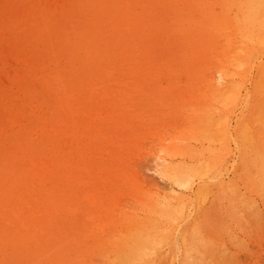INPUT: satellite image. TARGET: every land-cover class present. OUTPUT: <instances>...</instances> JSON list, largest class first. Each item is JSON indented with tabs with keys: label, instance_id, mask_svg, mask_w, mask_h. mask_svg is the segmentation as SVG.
I'll return each mask as SVG.
<instances>
[{
	"label": "rangeland",
	"instance_id": "374dc122",
	"mask_svg": "<svg viewBox=\"0 0 264 264\" xmlns=\"http://www.w3.org/2000/svg\"><path fill=\"white\" fill-rule=\"evenodd\" d=\"M262 2L0 0V264H264Z\"/></svg>",
	"mask_w": 264,
	"mask_h": 264
},
{
	"label": "bare ground",
	"instance_id": "6f19581e",
	"mask_svg": "<svg viewBox=\"0 0 264 264\" xmlns=\"http://www.w3.org/2000/svg\"><path fill=\"white\" fill-rule=\"evenodd\" d=\"M223 1H224V0H223ZM234 1H235V0H234ZM236 1H237V0H236ZM259 1H260V0H259ZM263 1H264V0H263ZM227 2H228V1H227ZM230 2H232V1H230ZM230 2H229V3H230ZM247 2H249V0H248V1L246 0V3H247ZM234 3H235V2H234ZM238 3H239V2H238ZM238 3H237V4H238ZM242 3H243V2H242ZM262 3L264 4V2H262ZM227 4H228V3H227ZM247 4H248V3H247ZM260 4H261V3H260ZM260 4H258V5H260ZM222 5L224 6V4H222ZM241 5H243V4H241ZM241 5H240V7H241ZM244 5H245V4H244ZM244 5H243V6H244ZM258 5H257V6H258ZM128 6H129V5H128ZM245 6H246V5H245ZM247 6H248V5H247ZM218 7H219V6H218ZM234 7H235V6H234ZM219 8H220V7H219ZM223 8H224V7H223ZM223 8H222V10H223ZM241 8H244V7H241ZM247 8H248V7H246L245 9H247ZM261 8H262V7H261ZM85 9H86V8H85ZM247 10L249 11V10H251V8L249 7V9H247ZM260 10H261V9H260ZM91 11H92V10H91ZM227 11H228V10H227ZM235 11H236V10H235ZM248 11H247V12H248ZM258 11H259V10H258ZM263 11H264V10H263ZM206 12H207V11H206ZM242 12H243V11H242ZM260 12H262V10H261ZM95 13H96V12H95ZM243 13H244V12H243ZM262 13H263V12H262ZM196 14H197V13H196ZM197 15H198V14H197ZM200 15H201V14H200ZM200 15H198V16H200ZM205 15H208V14H205ZM209 15H210V14H209ZM211 15H212V14H211ZM217 15H218V14H217ZM226 15H227V13H226ZM233 15H235V13H234ZM236 15H237V14H236ZM250 15H251V14H250ZM250 15H248V17H249ZM198 16H197V19H199V20L201 21V20H202L201 18L203 17V15L201 16V18H198ZM241 16H242V15H241ZM258 16H259V14H258ZM192 17H193V15H192ZM207 17H208V16H207ZM222 17H223V16H222ZM233 17L236 18L235 16H233ZM246 17H247V14H246ZM248 17H247V18H248ZM195 18H196V17H195ZM218 18H220V17L218 16L216 20H219ZM229 18H230V17H229ZM231 18H232V16H231ZM234 18H233V20H234ZM237 18H238V16H237ZM251 18H252V19H253V18L255 19V17H251ZM223 19H226V18H223ZM248 19H249V18H248ZM252 19H251V20H252ZM254 19H253V20H254ZM263 19H264V18H263ZM263 19H262V20H263ZM176 20H177V19H176ZM199 20H197V21H199ZM203 20H204V18H203ZM216 20H215V21H216ZM226 20H228V19H226ZM226 20H225V21H226ZM235 20H236V19H235ZM240 20H241V19H240ZM242 20H243V19H242ZM249 20H250V19H249ZM257 20H258V19H257ZM89 21H90V20H89ZM89 21H88V22H89ZM191 21H192V20H191ZM200 21H199V22H200ZM229 21H230V20H229ZM229 21H226V22H228V23L230 24ZM231 21H232V20H231ZM177 22H178V21H177ZM194 22H196V21H194ZM201 22H202V21H201ZM203 22H204V21H203ZM223 22H224V20H223ZM232 22H233V21H232ZM232 22H231V23H232ZM237 22H238V21H237ZM241 22H242V21H241ZM254 22H255V21H254ZM130 23H131V22H130ZM233 23H235V22H233ZM233 23H232V24H233ZM247 23H250V21H248ZM257 23H258V22H257ZM262 23H263V22H262ZM262 23H261V24H262ZM191 24H193V23L191 22ZM217 24H218V23H217ZM224 24H225V23H224ZM245 24H246V23H244L243 25H245ZM185 25H186V24H185ZM189 25H190V23H189ZM233 25L235 26V24H233ZM236 25H238V24H236ZM241 25H242V23H241ZM248 25H251V24H248ZM225 26H226V25H225ZM245 26H247V25H245ZM252 26H253V24H252ZM262 26H263V25H261V27H262ZM104 27H105V26H104ZM219 27H220V26H219ZM231 27H232V25H231ZM248 27H249V26H248ZM250 27H251V26H250ZM250 27H249V28H250ZM233 28H234V27H233ZM233 28H232V29H233ZM239 28H240V27H239ZM251 29H252V28H251ZM129 30H130V29H129ZM129 30H128V31H129ZM236 30H237V29H236ZM246 30H247V27H246ZM254 30H255V29H254ZM260 30H261V29H260ZM262 30L264 31V28H263V27H262ZM110 31H111V30H110ZM132 31H134V30H132ZM239 31H240V30H239ZM244 31H245V30H244ZM252 31H253V29H252ZM252 31H250V32H252ZM247 32H248V31H247ZM254 32H255V31H254ZM128 33H129V32H128ZM245 33H246V31H245ZM245 33H244V34H245ZM129 34H130V33H129ZM187 34H188V33H187ZM208 34H209V33H208ZM239 34H241V33H239ZM246 34H247V36H248V33H246ZM249 34L251 35L252 33H249ZM241 35H243V34H241ZM187 36H188V35H187ZM210 36H211V35H210ZM247 36H246V37H247ZM254 36H255V35H254ZM212 37H214V36H211V38H212ZM241 37H242V36H241ZM258 37H259V36H258ZM258 37H257V38H258ZM187 38H190V36L187 37ZM257 38H256V39H257ZM132 39H133V38H132ZM134 39H135V38H134ZM134 39H133V40H134ZM151 39H152V38H151ZM185 39H186V38H185ZM258 39H259V38H258ZM102 40H103V39H102ZM212 40H213V39H212ZM244 40H245V38H244ZM263 40H264V39H263ZM263 40H261V42H262ZM127 41H129V40H127ZM149 41H150V40H149ZM151 41H152V40H151ZM228 41H229V40H228ZM259 41H260V40H259ZM259 41H258V42H259ZM73 42H74V41H73ZM212 42H213V41H212ZM245 42H246V41H245ZM248 42H249V41H248ZM238 43H239V42H238ZM238 43H237V44H238ZM259 43H260V42H259ZM229 44H230V43H229ZM235 44H236V43H235ZM252 44H253V43H252ZM243 45H244V44H243ZM249 45H250V43H249ZM259 45H260V44H259ZM225 46H226V44H225ZM230 46H231V45H229L228 47H230ZM263 46H264V45H263ZM216 47H217V46H216ZM226 47H227V46H226ZM228 47H227V48H228ZM247 47H248V46H247ZM256 47H257V46H256ZM219 48H220V47H219ZM262 48H263V47H262ZM215 49H217V48H215ZM228 49H230V48H228ZM238 49H239V48H238ZM246 49H247V48H246ZM246 49L244 48V51H245ZM253 49H254V48H253ZM256 49H258V48H256ZM142 50H143V49H142ZM219 50H220V49H219ZM221 50H222V48H221ZM225 50H227V49H225ZM225 50H223V51H225ZM248 50H250V49L248 48ZM228 51H229V50H228ZM234 51H235V53H238V52H236L237 49L234 50ZM238 51H239V50H238ZM251 51H252V50H250V52H251ZM256 52H257V51H256ZM259 52H260V51H259ZM263 52H264V51H263ZM100 53H101V52H100ZM225 53H226V51H225ZM225 53H224V54H225ZM230 53H231V52H230ZM230 53H229V54H230ZM145 54H146V53H145ZM148 54H149V53H148ZM232 54H234V53H232ZM259 54H261V53H259ZM143 55H144V54H143ZM236 55H237V54H236ZM246 55H247V54H246ZM147 56H148V55H147ZM227 56H229V55H227ZM231 56H232V55H231ZM261 56H262V55H261ZM228 58H229V57H228ZM230 58H231V57H230ZM232 58H233V57H232ZM232 58H231V62L233 61ZM249 58H250V57H249ZM130 59H131V58H130ZM246 59H248V58H246ZM148 60H149V59H148ZM148 60H147V62H145V64H146V63H149ZM224 60H227V59H224ZM234 60H235V59H234ZM261 60H262V59H261ZM228 61H229V59L227 60V62H228ZM241 61H242V60H241ZM244 61H245V60H244ZM255 61H256V60H255ZM262 61H263V60H262ZM106 62H107V61H106ZM112 62L114 63V60H113ZM115 62H116V63H119V62H117V61H115ZM142 62H143V59H142ZM151 62H152V61H151ZM233 62H235V61H233ZM236 62H237V61H236ZM247 62H248V61H247ZM257 62H258V61H257ZM107 63H108V62H107ZM133 63H136V62L133 61ZM223 63H224V62H223ZM225 63H226V62H225ZM252 63H253V62H252ZM102 64H103V63H102ZM104 64H105V63H104ZM137 64H139V63H137ZM235 64H236V63H235ZM240 64H241V63H240ZM111 65H112V64H111ZM114 65H115V63H114ZM114 65H113V66H114ZM117 65H118V64H117ZM129 65H131V64L128 63V66H129ZM133 65H134V64H133ZM147 65H148V64H146V66H147ZM229 65H230V64H229ZM231 65H232V64H231ZM233 65H234V64H233ZM246 65H247V63H246ZM248 65H249V64H248ZM109 66H110V65H109ZM223 66H224V64H223ZM237 66L239 67L240 65H237ZM251 66H253V65H251ZM251 66H250V67H251ZM256 66H257V65H256ZM105 67H106V66H105ZM111 67H112V66H110V68H111ZM248 67H249V66H248ZM136 68H137V66H136ZM226 68H227V67H226ZM231 68H233V67H231ZM236 68H237V67H236ZM244 68H245V67H244ZM262 68H263V67H262ZM37 69H38V68H37ZM105 69H106V68H105ZM131 69H133V67H132ZM140 69H141V67H140ZM147 69H148V68H147ZM151 69H152V68H151ZM227 69H228V68H227ZM234 69H235V68H234ZM255 69H256V68H255ZM108 70H109V69H108ZM143 70H144V68H143ZM148 70H149V69H148ZM153 70H154V68H153ZM240 70H241V67H240ZM240 70H239V71H240ZM34 71H36V70H34ZM140 71H141V70H140ZM227 71H228V70H227ZM171 72H173V70L170 69L169 73H171ZM240 72H245V70H244V71H240ZM251 72H252V71H251ZM256 72H257V71H256ZM260 72H261V71H260ZM106 73H107V71H106ZM138 73H140V72H138ZM262 73H263V71H262ZM262 73H260V74H262ZM113 74H114V73H113ZM152 74H153V72L150 73V75H149V74H147V75H148V76H152ZM177 74H178V73H177ZM177 74H176V75H177ZM263 74H264V73H263ZM135 75H136V77H137V74H135ZM169 75H170V74H169ZM241 75H242V74H241ZM241 75H240V76H241ZM120 76H121V75H120ZM120 76H117V77H115V78H118V77L121 78ZM122 76H123V75H122ZM142 76H143V74H142ZM142 76H141V77L138 76V77H139L140 79H143ZM145 76H146V74H145ZM254 76H255V75H254ZM134 77H135V76H134ZM134 77H133V78H134ZM143 77H144V76H143ZM115 78H114V79H115ZM119 78H118V79H119ZM122 78H123V77H122ZM125 78H126V77H125ZM133 78H132V79H133ZM145 78H146V77H145ZM93 79H94V78H93ZM123 79H124V78H123ZM132 79H130V80H132ZM134 79H135V78H134ZM258 79H259V78H258ZM258 79H257V82H258ZM262 79H263V78H262ZM262 79H261V80H262ZM115 80H116V79H115ZM115 80H114V81H115ZM130 80H128V81H130ZM135 80L137 81V79H135ZM135 80H134V81H135ZM138 80H139V79H138ZM145 80H146V79H145ZM145 80H142V81H145ZM149 80L151 81V79H149ZM253 80H254V79H253ZM110 81H111V80H110ZM110 81H109V82H110ZM116 81H117V80H116ZM120 81H121V80H120ZM122 81H123V80H122ZM125 81H126V80H125ZM142 81H139V82L143 83ZM147 81H148V80H147ZM150 81H149V82H150ZM104 82H108V81H103L101 84H104ZM117 82H118V81H117ZM259 82H260V84H261L262 81H259ZM123 83L126 84V82H123ZM234 83H235V82H234ZM253 83H254V82H253ZM110 84H111V83H110ZM215 84H216V83H215ZM217 84H218V83H217ZM217 84H216V85H217ZM247 84H248V83H247ZM129 85H130V84H129ZM231 85H232V83H231ZM236 85H237V84H236ZM262 85H263V87H264V84H263V83L261 84V86H262ZM102 86H103V85H102ZM121 86H122V84H121L119 87H121ZM209 86H211V84H209ZM213 86H214V85H213ZM237 86H238V85H237ZM244 86H245V85H244ZM252 86H253V84H252ZM248 87H250V86H248ZM253 87H254V86H253ZM257 87H258V86H257ZM209 88H210V87H209ZM237 88H238V87H237ZM260 88H262V87H260ZM94 89H96V88H94ZM152 89H153V88H152ZM207 89H208V88H207ZM207 89H206V91H207ZM216 89H218V88H216ZM230 89H231V88H230ZM234 89H236V88H234ZM252 89H253V88H252ZM100 90H102L101 87H100ZM135 90H137V88H136ZM138 90H139V89H138ZM210 90L212 91L213 89H209V91H210ZM219 90H220V89H219ZM228 90H229V86H228ZM231 90H232V89H231ZM236 90H238V89H236ZM240 90H241V89H240ZM250 90H251V88H250ZM257 90H258V89H257ZM260 90H261V89H260ZM262 90H264V89H262ZM262 90H261V91H262ZM95 91H96V90H94L93 92H95ZM209 91H208V92H209ZM222 91H223V90H222ZM245 91H246V90H245ZM100 92H101V91H100ZM216 92H217V91H216ZM216 92H215V94L218 95V92H219V91H218L217 93H216ZM231 92H232V91H230V93H231ZM237 92H238V91H237ZM251 92L253 93V90H252ZM251 92H250V93H251ZM255 92H256V91H255ZM70 93H71V92H70ZM70 93H69V95H70ZM97 93H99V92H97ZM105 93L107 94V92H105ZM123 93H124V92H123ZM230 93H229V94H230ZM257 93H258V91H257ZM93 94H95V93H93ZM93 94H92V96H93ZM100 94H101V93H100ZM100 94H97V95H100ZM128 94H130V93H128ZM215 94H214V95H215ZM85 95H86V94H85ZM118 95H119V94H118ZM137 95H138V94H137ZM223 95H224V91H223ZM231 95H232V94H231ZM251 95H252V94H251ZM82 96H83V95H82ZM86 96H87V95H86ZM86 96H85V97H86ZM129 96H131V94H130ZM135 96H136V95H135ZM208 96H209V94H208ZM208 96H207V97H208ZM218 96H219V95H218ZM232 96H233V95H232ZM232 96H231V97L229 96V98H230L231 101H232V99H231ZM257 96H258V95H257ZM259 96H260V95H259ZM98 97H99V96H98ZM127 97H128V96H127ZM210 97H211V96H210ZM212 97H213V96H212ZM215 97H216V96H215ZM226 97H227V96H226ZM235 97H236V96H235ZM260 97H262V96H260ZM87 98H88V97H87ZM92 98H93V97H92ZM107 98H108V97H107ZM119 98H120V97H119ZM208 98H209V97H208ZM227 98H228V97H227ZM227 98H226V99H227ZM233 98H234V96H233ZM1 99H2V97H1ZM21 99H22V98H21ZM83 99H84V98H83ZM85 99H86V98H85ZM99 99H100V98H99ZM110 99H111V98H110ZM120 99H122V98H120ZM214 99H215V98H214ZM220 99H221V98H220ZM86 100H87V99H86ZM86 100H85V102H86ZM88 100H89V99H88ZM104 100H106V99H104ZM112 100H113V99H112ZM128 100H129V99H128ZM131 100L133 101V98H132ZM212 100H213V98H212ZM223 100H224V99H223ZM223 100H222V101H223ZM230 100H229V101H230ZM236 100H237V99H236ZM251 100H254V99H251ZM109 101H111V100H109ZM109 101H107V102H109ZM215 101H216V99H215ZM222 101H221V102H222ZM243 101H244V100H243ZM254 101H255V100H254ZM0 102H1V101H0ZM124 102H125V101H124ZM209 102H210V101H209ZM217 102H218V101H217ZM223 102H224V101H223ZM227 102H228V100H227ZM251 102H252V101H251ZM261 102H262V101H261ZM82 103H84V102L82 101ZM82 103H80V104H82ZM119 103H121V102H119ZM130 103H132V102H130ZM133 103H135V101H134ZM212 103H213V102H212ZM230 103H232V102H230ZM87 104H88V103H87ZM113 104H114V103H113ZM121 104H124V103H121ZM121 104H120V105H121ZM227 104H228V103H227ZM234 104H235V102H234ZM84 105H85V104H84ZM84 105H82V106L79 105V106L82 107V108L84 109ZM90 105H91V104H90ZM118 105H119V104H118ZM120 105H119V106H120ZM209 105H210V104H209ZM209 105H208V106H209ZM214 105H215V104H214ZM217 105H219V104H217ZM221 105L223 106L222 103H221ZM221 105H220V106H221ZM225 105H226V104H225ZM0 106H1V105H0ZM3 106H4V105H3ZM11 106H12V105H11ZM91 106H93V105H91ZM103 106H104V105H103ZM103 106H102V109H103ZM111 106H113V105H111ZM116 106H117V105H116ZM121 106H122V105H121ZM126 106H127V105H126ZM128 106H129V105H128ZM131 106L134 107L132 104H131ZM258 106H259V105H258ZM261 106H262V105H261ZM261 106H259V107L261 108ZM74 107H75V105H74ZM80 107H79V108H80ZM85 107H86V106H85ZM87 107H89V106H87ZM129 107H130V106H129ZM205 107H206V106H204L203 109H205ZM218 107H219V106H218ZM235 107H236V106H235ZM238 107H239V106H238ZM25 108H26V107H25ZM31 108H32V107H31ZM79 108H78V109H79ZM90 108H91V107H90ZM195 108L197 109V107H195ZM225 108H226V106H225ZM225 108H224V109H225ZM262 108H263V107H262ZM1 109H2V107H1ZM32 109H33V108H32ZM55 109H56V108H55ZM62 109H63V108H62ZM92 109H93V108H92ZM109 109H110V108H109ZM135 109H136V108H135ZM140 109H141V108H140ZM193 109H194V108H193ZM200 109H201V108H200ZM203 109H202V110H203ZM224 109H223V110H224ZM56 110H57V109H56ZM79 110L81 111L82 109L80 108ZM84 110H85V109H84ZM104 110H106V109H104ZM145 110H146V109H145ZM202 110H201V111H202ZM216 110H217V109H216ZM225 110H226V109H225ZM227 110H228V107H227ZM258 110H259V109H258ZM35 111H36V110H35ZM74 111H76V109H74ZM77 111H78V110H77ZM85 111H87V110H85ZM88 111H89V110H88ZM90 111H91V109H90ZM90 111H89V112H90ZM94 111H95V109H94ZM107 111H108V110H107ZM117 111H120V110H117ZM130 111H132V109H131ZM135 111H137V110H135ZM191 111H192V110H191ZM191 111H190V109H189V112H190V113H191ZM206 111H207V110H206ZM217 111H218V110H217ZM217 111H215V112H217ZM220 111H221V109H220ZM243 111H244V110H243ZM248 111H249V110H248ZM250 111H251V110H250ZM24 112H25V111H24ZM108 112H109V111H108ZM132 112H134V111H132ZM132 112H131V113H132ZM139 112H141V111H139ZM193 112H194V111H193ZM224 112H225V111H224ZM236 112H237V111H236ZM258 112H259V111H258ZM86 113H87V112H86ZM103 113H104V112H103ZM131 113H130V114H131ZM137 113H138V112H136V114H137ZM142 113H143V112H142ZM174 113H175V112H174ZM201 113H204V112H201ZM229 113H230V112H229ZM259 113H260V112H259ZM100 114H102V113H100ZM144 114H145V113H144ZM188 114H189V113H188ZM209 114H210V113H209ZM223 114H224V113H223ZM230 114H231V113H230ZM244 114H245V113H244ZM249 114H250V112H249ZM60 115H61V114H60ZM67 115H68V114H67ZM102 115H103V114H102ZM119 115H120V114H119ZM205 115H206V113H205ZM210 115H211V114H210ZM219 115H220V113H219ZM238 115H239V114H238ZM261 115H262V113H260L259 116H261ZM68 116H69V115H68ZM88 116H89V115H88ZM192 116H194V115H192ZM192 116H191V117H192ZM212 116H213V115H212ZM217 116H218V115H217ZM223 116H224V115H223ZM248 116H249V115H248ZM29 117H30V115H29ZM38 117H39V116H38ZM78 117H79V116H78ZM136 117H137V116H136ZM184 117H185V116H184ZM188 117H189V119H190V116H187V118H188ZM205 117H208V116L206 115ZM213 117H214V116H213ZM215 117H216V116H215ZM215 117H214V118H215ZM218 117H219V116H218ZM226 117H227V116H226ZM231 117H232V116H231ZM255 117H256V116H255ZM52 118H53V117H52ZM119 118H121V117H119ZM132 118H133V117H132ZM182 118H183V117H182ZM192 118H193V117H192ZM197 118H198V117H197ZM197 118H196V119H197ZM222 118H223V117H222ZM240 118L242 119V117H240ZM258 118H259V117H258ZM17 119H18V118H17ZM78 119L80 120V118H78ZM117 119H118V118H117ZM121 119H122V118H121ZM183 119H185V118H183ZM201 119H203V117H202ZM206 119H207V118H206ZM208 119H209V118H208ZM218 119H219V118H218ZM223 119H224V118H223ZM234 119H235V118H234ZM234 119H231V120H234ZM248 119H249V118H248ZM18 120H19V119H18ZM57 120H58V119H57ZM88 120H89V119H88ZM132 120H133V119H132ZM203 120H204V119H203ZM224 120H225V119H224ZM224 120H223V121H224ZM237 120H238V119H235L234 122L236 123ZM242 120H243V119H242ZM263 120H264V119H263ZM91 121H92V120H91ZM127 121H128V122H131V120H127ZM137 121H139V120H137ZM181 121H182V120H181ZM187 121H188V120H187ZM187 121H185V122H187ZM189 121H190V120H189ZM197 121H198V120H197ZM204 121H205V120H204ZM204 121H203V122H204ZM211 121H212V120H211ZM253 121H255V120H253ZM258 121H259V120H258ZM258 121H257V123H258ZM56 122H57V121H56ZM95 122H96V121H95ZM183 122H184V121H183ZM237 122H238V121H237ZM246 122H248V120H247ZM251 122H252V121H251ZM255 122H256V121H255ZM262 122H263V121H262ZM66 123H67V121H66V119H65L64 124H66ZM69 123H70V122H69ZM198 123H199V121H198ZM198 123H197L196 125H198ZM201 123H202V122H201ZM201 123H200V124H201ZM211 123L214 124L213 121H212ZM218 123H219V122H218ZM223 123H224V122H223ZM232 123H233V122H232ZM249 123H250V122H249ZM259 123H260V121H259ZM259 123H258V124H259ZM27 124H28V123H27ZM27 124H24V125H27ZM99 124H101V123H99ZM130 124H131V123H130ZM187 124H188V123H187ZM208 124H210V123H208ZM238 124H239V123H238ZM240 124H241V123H240ZM242 124H244L243 121H242ZM251 124H252V123H251ZM258 124H257V125H258ZM261 124H262V123H261ZM43 125H44V124H43ZM48 125H49V124H48ZM106 125H108V124H106ZM124 125H126V124L123 123V126H124ZM182 125H185V124H182ZM229 125H230V124H229ZM234 125H235V124H234ZM255 125H256V124H255ZM262 125H263V124H262ZM45 126H46V125H45ZM49 126H50V125H49ZM73 126H74V127H75V126L77 127L76 123H75V125H73ZM78 126H79V125H78ZM96 126H97V125H96ZM185 126H186V125H185ZM194 126H195V125H194ZM199 126H200V125H199ZM216 126H217V125H215V127H216ZM220 126H221V125H220ZM235 126H236V125H235ZM244 126H245V125H244ZM263 126H264V125H263ZM35 127H36V126H35ZM62 127H63V126H62ZM99 127H100V126H99ZM103 127H104V129L107 130V128H105V126H103ZM103 127H102V128H103ZM126 127H127V126H125V128H126ZM192 127H193V126H192ZM212 127H213V126H212ZM251 127H252V126H251ZM39 128H40V127H39ZM46 128H49V127L46 126ZM63 128H65V127H63ZM108 128H109V127H108ZM125 128H123V130H127V129H125ZM128 128L130 129V131H132V129L130 128V125L128 126ZM133 128H135V127H133ZM190 128H191V127H190ZM224 128H226V127H224ZM224 128H223V129H224ZM234 128H235V127H234ZM252 128H253V127H252ZM256 128H257V127H256ZM37 129H38V127H37ZM57 129H59V128H57ZM81 129H83V128H81ZM96 129H97V128H96ZM96 129H95V130L93 129V130L96 131ZM206 129H207V128H206ZM215 129H216V128H215ZM218 129H219V127H218ZM223 129H222V130H223ZM253 129H254V128H253ZM52 130L55 131V129H52ZM85 130H87V129H85ZM120 130H121V129H120ZM133 130H135V129H133ZM186 130H187V129H186ZM189 130H190V129H189ZM191 130H192V129H191ZM208 130H209V129H208ZM208 130H207V131H208ZM211 130H212V129H211ZM216 130H217V129H216ZM227 130H230V129H227ZM240 130H241V129H240ZM254 130H255V129H254ZM58 131H60V130H58ZM65 131H66V130H65ZM67 131H68V129H67ZM91 131H92V128H91ZM91 131L88 132L90 135H91ZM100 131L103 132V129L100 130ZM107 131H108V130H107ZM110 131H111V130H110ZM187 131H188V130H187ZM187 131H186V132H187ZM244 131H248V130L245 129ZM244 131H241V133L244 132ZM249 131H250V130H249ZM39 132H40V131H39ZM60 132H61V131H60ZM114 132H116V131H114ZM120 132L122 133V131H120ZM120 132L118 131L119 134H120ZM123 132H125V131H123ZM126 132H128V131H126ZM133 132H134V131H133ZM133 132H130V134L133 133ZM188 132H189V131H188ZM213 132H214V131H212V133H213ZM234 132H235V131H234ZM48 133H49V132H48ZM48 133H47V134H48ZM64 133H65V132H64ZM66 133H67V132H66ZM71 133H72V132H71ZM78 133H79V132H78ZM88 133H87V134H88ZM92 133H93V132H92ZM106 133H107V132H106ZM109 133H110V132H109ZM109 133H108V134H109ZM118 133H117V134H118ZM218 133H219V131H218ZM218 133H217V135H218ZM235 133H236V132H235ZM252 133H253V132H252ZM35 134H37V133H35ZM41 134H42V133H41ZM50 134H51V133H50ZM54 134H55V133H54ZM68 134H69V133H68ZM74 134H75V133H74ZM87 134H86V135H87ZM89 134H88V135H89ZM117 134L115 133L116 136H118ZM186 134H188V133H186ZM190 134H191V132H190ZM213 134H215V132H214ZM219 134H220V133H219ZM247 134H248V133H247ZM253 134H254V133H253ZM37 135H38V134H37ZM70 135L72 136V134H70ZM75 135H76V134H75ZM75 135H74V137H75ZM84 135H85V134H83V137H84ZM110 135H112V134H110ZM122 135H123V133H122ZM125 135L127 136L128 134H124V135H123V136L126 138ZM193 135H194V134H193ZM193 135H192V136H193ZM228 135H229V134H228ZM238 135H239V134H238ZM245 135H246V134H245ZM31 136H32V135H31ZM31 136H30V137H31ZM33 136H35V135L33 134ZM39 136H40V135H39ZM49 136H50V135H49ZM51 136H52V134H51ZM129 136H130V135H129ZM129 136H127V137H129ZM195 136H196V135H195ZM231 136H232V135H231ZM240 136H241V134H240ZM242 136H243V135H242ZM248 136H249V138H245V139H246L245 141H247V139H250V137H251L250 134H249ZM248 136H247V137H248ZM55 137H56V136H55ZM87 137H88V136H87ZM222 137H223V136H222ZM233 137H234V136H233ZM16 138H17V137H16ZM56 138H57V141H58L59 144H60L61 142L58 140L59 137H56ZM78 138H81V137H78ZM119 138H120V137H119ZM121 138H123V137H121ZM218 138L220 139L221 137L219 136ZM228 138H229V137H228ZM242 138H243V137H242ZM60 139H61V138H60ZM113 139H114V138H113ZM226 139H227V138H226ZM238 139H239V138H238ZM47 140H48V139H47ZM121 140H122V139H121ZM221 140H222V139H221ZM223 140H224V139H223ZM235 140H236V137H235ZM27 141H28V140H27ZM52 141H53V139H52ZM52 141H51V143H52ZM62 141H63V140H62ZM89 141H90V140H88L87 143H89ZM122 141H123V140H122ZM124 141H125V140H124ZM239 141H241V140H239ZM252 141H253V139H252ZM63 142H64V141H63ZM90 142H91V141H90ZM92 142H93V141H92ZM241 142H242V141H241ZM241 142H240V143H241ZM82 143L85 144V142H82ZM94 143H96V142H94ZM103 143H104V141H103ZM103 143L101 144L102 146H103ZM107 143H109V142H107ZM53 144H54V143H52V145H53ZM89 144H90V143H89ZM248 144H249V143H248ZM16 145H17V144H16ZM77 145H78V143H77ZM79 145H80V144H79ZM79 145H78V146H79ZM86 145H87V144H86ZM97 145H99L98 142H97L96 145H94V146H97ZM17 146H19V145H17ZM49 146H50V145H49ZM56 146H57V145H56ZM56 146H55V147H56ZM73 146H74V145H73ZM73 146H72V147H73ZM78 146H75V147H78ZM82 146H83V145H82ZM89 146H90V145H89ZM251 146H252V145H251ZM83 147H84V146H83ZM91 147H92V146H91ZM103 147H104V146H103ZM107 147H108V144H107ZM107 147H106V148H107ZM246 147H247V146H246ZM6 148H7V147H6ZM56 148H57V147H56ZM67 148H68V147H67ZM92 148H94V147H92ZM110 148H111V147H110ZM110 148H109V150H110ZM113 148H114V147H113ZM116 148H117V147H116ZM9 149H10V146H9ZM58 149H59V148H58ZM68 149H71V148H68ZM88 149H89V148H88ZM96 149H97V148H96ZM103 149H104V148H103ZM66 150H67V149H66ZM89 150H90V149H89ZM89 150H88V151H89ZM115 150H117V149H115ZM161 150H162V149H161ZM248 150H250V149H248ZM10 151H12V150H10ZM10 151H9V152H10ZM15 151H16V150H15ZM57 151H58V150H57ZM68 151H69V150H68ZM111 151H112V150H111ZM117 151H119V150H117ZM165 151H166V149H165ZM250 151H251V150H250ZM252 151H253V150H252ZM19 152H20V151H19ZM66 152H67V151H66ZM253 152L256 153L255 151H253ZM59 153H60V152H59ZM64 153H65V152H64ZM99 153H100V152H99ZM104 153H106V152H104ZM104 153H102V154L104 155ZM115 153H116V152H115ZM164 153H165V152H164ZM251 153H252V152H251ZM10 154H11V153H10ZM16 154H18V153H16ZM19 154H20V153H19ZM19 154H18V155H19ZM26 154H27V153H26ZM88 154H89V153H88ZM94 155H95V154H94ZM105 155H106V154H105ZM113 155H115V154H113ZM5 156H6V155H5ZM64 156H65V155H64ZM68 156H69V155H68ZM68 156H67V157H68ZM99 156H100V155H99ZM253 156H254V155H253ZM9 157H10V156H9ZM60 157H61V156H60ZM93 157H94V156H93ZM113 157H114V156H113ZM256 157H257V156H256ZM3 158H4V157H3ZM247 158H248V157H247ZM251 158H252V157H251ZM253 158H254V157H253ZM257 158L259 159V156H258ZM5 159H6V157H5ZM5 159H3V160H5ZM21 159H22V158H21ZM66 159H67V158H66ZM68 159H71V158L69 157ZM68 159H67V160H68ZM72 159H73V158H72ZM80 159H81V158L79 157V160H80ZM102 159H103V158H102ZM74 160H75V159H74ZM93 160H94V159H93ZM263 160H264V158H263ZM5 161H6V160H5ZM24 161L26 162V160H24ZM70 161H73V160H70ZM81 161H83V160H81ZM81 161H80V162H81ZM34 162H35V161H34ZM78 162H79V161H78ZM91 162H92V161H91ZM256 162H257V161H256ZM256 162H255V163H256ZM7 163H8V162H7ZM21 163H22V162H21ZM32 163H33V161H32ZM114 163H115V162H114ZM262 163H263V161H262ZM25 164H26V163H25ZM33 164H35V163H33ZM81 164H82V163H81ZM185 164H188V163H185ZM256 164H257V163H256ZM13 165H15V164H13ZM30 165H32V164H30ZM181 165H182V164H181ZM181 165H180V166H181ZM199 165H200V164H199ZM201 165H203V164H201ZM20 166H21V165H20ZM114 166H115V165H114ZM185 166H186V165H185ZM8 167H9V166H8ZM207 167H208V166H206L205 168H207ZM253 167H254V166H253ZM262 167H264L263 164H262ZM179 168H180V167H179ZM181 168H182V166H181ZM200 168H201V167H200ZM50 169H51V168H50ZM106 169H108V168H106ZM111 169H112V167H111ZM253 169H254V168H253ZM206 170H207V169H204V171H206ZM255 170H256V169H255ZM39 171H40V170H39ZM107 171H109V170H107ZM107 171L105 170V172H107ZM114 171H115V170H114ZM177 171H179V170H177V168H176V172H177ZM181 171H182V170H181ZM200 171H201V170H200ZM210 171H211V170H210ZM220 171H221V170H220ZM179 172H180V171H179ZM196 172H199V171H196ZM215 172H216V171H215ZM100 173H101V172H100ZM116 173H118V172H116ZM180 173H182V172H180ZM180 173H178V174H180ZM199 173H200V172H199ZM105 174L107 175V173H105ZM111 174H112V173H111ZM111 174H110V175H111ZM114 174H115V172L113 173V176H114ZM189 174H190V173H189ZM196 174H197V173H196ZM202 174H203V173H202ZM204 174H205V173H204ZM206 174H207V173H206ZM22 175H23V174H22ZM22 175H21V176H22ZM99 175H100V174H99ZM181 175H182V174H181ZM107 176H108V175H107ZM174 176L176 177V175H174ZM9 177H10V176H9ZM9 177H7V179H8ZM90 177H92V175H91ZM101 177H102V176H101ZM114 177H115V176H114ZM122 177H123V176H121L120 178H122ZM175 177H174V178H175ZM178 177L180 178L179 175H178ZM182 177L184 178V176H182ZM192 177H193V176H192ZM2 178H4V177H2ZM103 178H104V176H103ZM106 178H107V177H106ZM111 178H112V175H111L110 179H111ZM120 178H118V179L120 180ZM174 178H173V181H174ZM179 178H178V179L175 178V179H176V180H179ZM197 178H198V177H197ZM199 178H200V177H199ZM253 178H254V177H253ZM107 179H108V178H107ZM116 179H117V178H116ZM192 179H194V178H192ZM192 179H191V176H189V177L185 178V179L182 180V181L180 180V184L185 185L184 187H186V185H188V184L191 183V180H192ZM207 179H208V178H207ZM112 180H113V178H112ZM204 180H205V179H204ZM106 181H107V180H106ZM192 181H193V180H192ZM198 181H199V180H198ZM92 182H93V181H92ZM95 182H96V181H95ZM95 182H93V183H95ZM112 182H113V181H112ZM115 182H116V181H115ZM117 182H118V181H117ZM175 182H176V181H175ZM196 182H197V181H196ZM119 183H120V181H119ZM177 183H178V182H177ZM35 184H36V183H35ZM96 184H97V183H96ZM96 184H95L94 186H96ZM111 184H112V183H111ZM116 184H117V183H116ZM125 184H126V183H125ZM195 184H196V183H195ZM88 185H89V184H88ZM90 185H91V184H90ZM101 185H102V184H101ZM112 185H113V184H112ZM114 185H115V184H114ZM123 185H124V184H123ZM178 185H179V183H178ZM33 186H34V185H33ZM120 186H121V185H120ZM179 186H180V185H179ZM84 187H85V186H84ZM90 187H92V186H90ZM110 187H111V185H110ZM115 187H116V186H115ZM184 187L182 186V188H184ZM191 187H192V186H191ZM261 187H262V186H261ZM95 188H96V187H95ZM118 188H119V187H118ZM102 189H105V188H102ZM116 189H117V187H116ZM94 190H95V189H94ZM113 190H115V189H113ZM190 190H191V189H190ZM82 191H84V190H82ZM193 191H194V190H193ZM193 191H192V192H193ZM194 194L196 195V193H194ZM89 195H90V194H89ZM105 195H106V194H105ZM192 195H193V194H192ZM95 196H96V195H95ZM102 196H103V195H102ZM84 197H85V196H84ZM84 197H83V198H84ZM101 198H102V197H101ZM101 198H100V199H101ZM3 199H5V198L3 197ZM86 199H87V198H86ZM94 199H95V198H94ZM89 200H90V199H88L87 201H89ZM174 200H175V199H174ZM172 201H173V200H172ZM181 201H182V200H181ZM181 201H180V202H181ZM185 201H186V200H185ZM161 202H162V201H161ZM161 202H160V203H161ZM160 203H156L157 206H158V205L160 206ZM167 203H168V202H167ZM167 203H166V204H167ZM181 203H182V202H181ZM102 204H103V203H102ZM156 204H154V205H156ZM176 204H177V203H176ZM182 204H183V203H182ZM163 205H164V204H162V206H163ZM180 205H181V204H180ZM183 205H184V204H183ZM157 206H156V207H157ZM164 206H165V205H164ZM172 206H175V205H172ZM172 206H171V207H172ZM154 207H155V206H154ZM165 207H166V206H165ZM165 207H164V209H165ZM176 207H178V206H176ZM157 208H158V207H157ZM169 208H170V207H169ZM91 209H92V208H91ZM158 209H159V208H158ZM161 209L163 210V208H161ZM167 209H168V207H167ZM167 209H165V211H166ZM181 209H182V208H181ZM181 209H179V210H181ZM75 210H76V209H75ZM162 210H161V212H159V213H163L164 211H162ZM177 210H178V208H177ZM177 210H176V211H177ZM179 210H178V211H179ZM87 212H88V211H87ZM87 212H86V213H87ZM167 212H168V211H167ZM182 212H183V211H182ZM171 213H172V212H171ZM173 213L175 214V213H177V212L174 211ZM173 213H172V214H173ZM174 214H173V215H174ZM170 215H171V214H170ZM170 215H169V217H170ZM179 215H180V213H179ZM164 216L167 218L166 214H165ZM176 216H177V215H176ZM68 217H69V216H68ZM173 217H175V215H174ZM179 217H181V215H180ZM164 219H165V218H164ZM173 220H174V219H173ZM131 221H132V220H131ZM171 221H172V220H171ZM71 222H72V221H71ZM136 222H137V221H136ZM122 223H125V222H122ZM128 223H129V222H128ZM130 223H131V222H130ZM132 223H133V222H132ZM137 224H138V223H137ZM137 224H136V225H137ZM129 225H131V227H132V225L134 226V224H129ZM142 226H143V225H142ZM175 226H176V225H175ZM10 227H11V226H10ZM120 227H122V226H120ZM131 227H130V228H131ZM134 227L136 228V226H134ZM177 227H178V226H177ZM177 227H176V228H177ZM20 228H22V227H20ZM53 228H54V226H53ZM149 228H150V227H149ZM180 228H181V227H180ZM182 228H183V227H182ZM185 228H186V227H185ZM55 229H56V228H55ZM120 229H121V228H120ZM127 229H129V227H128ZM186 229H187V228H186ZM23 230H25V229H23ZM28 230H29V229H28ZM51 230H52V229H50V231H51ZM147 230H148V228H147ZM179 230H180V229H179ZM30 231H31V230H30ZM117 231H118V230H117ZM133 231H134V230H133ZM24 232H25V231H24ZM36 232H37V231H35V234H36ZM51 232H53V231H51ZM54 232H56V231H54ZM57 232H59V231H57ZM57 232H56V233H52V234H57ZM118 232H119V231H118ZM130 232H131V231H130ZM147 232H148V231H147ZM27 233H29V232H27ZM30 233H31V232H30ZM30 233H29V235H30ZM37 233H38V232H37ZM41 233H42V232H41ZM62 233H64V232H62ZM73 233H74V232H73ZM121 233H122V232H121ZM126 233H127V232H126ZM126 233H122V234H126ZM174 233H175V231H174ZM128 234H129V233H128ZM183 234H184V233H183ZM185 234H187V232H186ZM32 235H33V233H32ZM58 235H59V234H58ZM69 235H70V234H69ZM114 235H116V233H115ZM179 235H180V232H179ZM18 236H19V235H18ZM72 236H74V235L72 234ZM75 236H76V235H75ZM79 236H80V235H79ZM81 236H82V234H81ZM81 236H80V237H81ZM117 236H118V235H117ZM119 236H120V235H119ZM119 236L116 237V239L119 238ZM126 236H127V234H126ZM184 236H185V235H184ZM186 236H187V235H186ZM19 237H20V236H19ZM21 237H22V235H21ZM34 237H35V236H34ZM59 237H60V235H59ZM135 237H136V236H135ZM147 237H148V236H147ZM154 237H156V236H154ZM0 238H2V237H0ZM7 238L10 239L9 241L13 240V239L10 238V236H8ZM61 238H62V237H61ZM81 238H83V237H81ZM114 238H115V237H114ZM127 238H128V237H127ZM110 239H111V238H110ZM119 239H120V238H119ZM135 239H136V238H135ZM151 239H152V238H151ZM153 239H154V238H153ZM2 240H3V238H2ZM72 240L74 241V240H78V239H77V238H76V239L73 238ZM127 240H128V239H127ZM129 240H130V239H129ZM149 240H150V239H149ZM168 240H169V239H168ZM182 240H183V239H182ZM182 240L180 241V244L183 243ZM9 241H8V242H9ZM49 241H50V240H49ZM78 241H79V240H78ZM81 241H82V240H81ZM83 241H84V240H83ZM102 241H103V240H102ZM111 241H112V240H111ZM135 241H136V240H135ZM135 241H134V242H135ZM140 241H141V240H140ZM147 241H148V240H147ZM15 242H16V240H15ZM17 242H18V241H17ZM88 242H89V241H88ZM112 242H113V241H112ZM116 242H118V240H117ZM116 242H115L114 244H117ZM137 242H138V241H137ZM181 242H182V243H181ZM78 243H79V242H78ZM105 243H106V242H105ZM135 243H136V242H135ZM140 243H141V242H139V244H140ZM169 243H170V241H169ZM171 243H172V242H171ZM18 244H19V242H18ZM125 244H126V243H125ZM137 244H138V243H137ZM149 244H150V243H149ZM159 244H160V243H159ZM167 244H168V243H167ZM167 244H166V245H167ZM20 245H21V244H20ZM74 245H75V244H74ZM126 245H129V244L127 243ZM131 245H132V244H131ZM131 245H129L130 248H131ZM133 245H134V243H133ZM143 245H144V244H143ZM157 245H158V244H157ZM168 245H169V244H168ZM182 245H184V244H182ZM17 246H18V245H16V247H17ZM23 246H24V244H23ZM32 246H33V245H32ZM32 246H31V247H32ZM76 246H77V244H76ZM78 246H79V245H78ZM111 246H112V245H111ZM135 246H136V245H134V247H135ZM152 246H155V245L152 244ZM159 246H160V245H159ZM31 247H29V248H31ZM123 247H125V246H123ZM134 247H132V249H133ZM139 247H141V246H139ZM179 247H181V245H180ZM183 247H184V246H183ZM29 248H28V249H29ZM74 248H75V247H74ZM135 248H136V247H135ZM137 248H138V247H137ZM137 248H136V249H137ZM148 248H149V247H148ZM158 248L160 249V247H158ZM166 248H167V247H166ZM22 249H23V248H22ZM33 249H34V248H33ZM33 249H32V250H33ZM153 249H154V248H153ZM161 249H162V248H161ZM0 250H1V249H0ZM5 250H7V249H5ZM13 250H14V249H13ZM13 250L11 251V254L14 253ZM125 250H126V249H125ZM125 250H124V251H125ZM127 250H128V249H127ZM138 250H139V249H138ZM140 250H141V249H140ZM144 250H146V249H144ZM155 250H156V249H155ZM1 251H2V250H1ZM14 251H15V250H14ZM19 251H20V250H19ZM30 251H31V249H30ZM124 251H123V252H124ZM129 251H130V249H129ZM141 251H142V250H141ZM141 251H139L138 253H142V252H143V251H142V252H141ZM168 251H169V249H168ZM3 252H4V251H3ZM12 252H13V253H12ZM31 252H32V251H31ZM31 252H30V253H31ZM34 252H35V251H34ZM144 252H145V251H144ZM150 252H151V251H150ZM155 252H156V251H155ZM160 252H161V251H160ZM0 253H1V252H0ZM19 253H22V254H23V252H19ZM129 253H130V252H129ZM152 253L154 254V251H153ZM108 254H109V253H108ZM125 254H126V253H125ZM131 254H132V253H131ZM136 254H137V253H136ZM146 254H149L148 251H147ZM2 255H4V253H3ZM16 255H17V253H16ZM112 255H113V254H112ZM13 256H14V255H13ZM13 256H12V258H13ZM17 256H18V255H17ZM19 256H21V255H19ZM24 256H25V253H24ZM26 256H27V252H26ZM28 256H29V255H28ZM28 256H27V257H28ZM131 256H132V255H131ZM140 256H141V255H140ZM142 256H143V254H142ZM155 256H157V255H155ZM4 257H6V256H4ZM4 257H2V258H4ZM107 257H108V256H107ZM150 257H152V256H150ZM153 257H154V255H153ZM86 258H87V257H86ZM143 258H144V257H143ZM161 258H162V257H161ZM7 259H8V258H7ZM13 259H15V258H13ZM67 259H68V258H67ZM83 259H84V258H83ZM147 259H148V258H147ZM0 260H2L1 257H0ZM11 260H12V259H11ZM15 260H17V259H15ZM84 260H85V259H84ZM116 260H117V259H116ZM116 260H115V261H116ZM124 260H125V259H124ZM138 260H139V259H138ZM141 260H142V259H141ZM151 260H152V258H151ZM6 261H7V260H6ZM6 261H5V262H6ZM22 261H23V260H22ZM22 261H20V262H22ZM78 261H79V260H78ZM153 261H154V260H153ZM177 261H178V260H177ZM0 262H1V261H0ZM12 262H13V261H11V263H12ZM16 262H17V261H16ZM79 262H80V261H79ZM140 262H141V261H140ZM147 262H148V261H147ZM147 262H146V263H147ZM22 263H23V262H22ZM1 264H2V263H1ZM77 264H79V263H77ZM108 264H109V263H108ZM138 264H139V263H138ZM154 264H155V262H154Z\"/></svg>",
	"mask_w": 264,
	"mask_h": 264
}]
</instances>
